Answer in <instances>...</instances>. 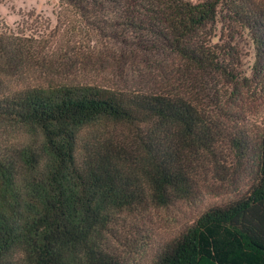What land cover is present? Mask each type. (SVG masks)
Masks as SVG:
<instances>
[{"label":"trees","instance_id":"trees-1","mask_svg":"<svg viewBox=\"0 0 264 264\" xmlns=\"http://www.w3.org/2000/svg\"><path fill=\"white\" fill-rule=\"evenodd\" d=\"M60 2L171 61L148 90L35 84L37 52L0 34V264H264V128L242 127L264 106V0ZM239 28L257 51L250 74L225 41ZM221 169L251 170L253 182L150 243L147 220L197 201Z\"/></svg>","mask_w":264,"mask_h":264},{"label":"rangeland","instance_id":"rangeland-1","mask_svg":"<svg viewBox=\"0 0 264 264\" xmlns=\"http://www.w3.org/2000/svg\"><path fill=\"white\" fill-rule=\"evenodd\" d=\"M105 19L108 18L96 16L86 21L64 7L60 0H0V34L17 37L27 45L31 44L33 51L38 53L34 54L39 62L33 59L27 67L26 76L31 82L98 84L133 90L153 88L157 65H167L171 61L169 57L121 28L116 31L109 28L110 24L99 26L98 23ZM237 31L234 41L225 39L227 31L222 38L233 43L239 71L250 74L257 61V51L251 34L241 28ZM41 62L44 68L40 67ZM208 84L212 93L225 90L217 81H208ZM242 127L264 128V106L252 105L246 109ZM253 179L251 170L226 172L221 169L202 185L197 201L155 212L144 224L142 233L152 235L150 243L159 247L209 208L224 206L240 198ZM139 223L143 225L141 221ZM137 238L143 240L140 236ZM143 255L137 254V262L131 264H147L151 256Z\"/></svg>","mask_w":264,"mask_h":264}]
</instances>
